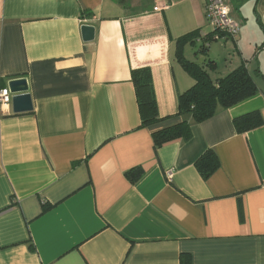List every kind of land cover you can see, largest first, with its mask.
Instances as JSON below:
<instances>
[{"label":"crops","instance_id":"1","mask_svg":"<svg viewBox=\"0 0 264 264\" xmlns=\"http://www.w3.org/2000/svg\"><path fill=\"white\" fill-rule=\"evenodd\" d=\"M207 1L0 0V91L27 79L34 106L0 104V264H264V124L234 126L264 121V0H222L241 33L196 54L215 31ZM194 32L188 60L215 62L214 80L245 65L259 94L156 150L153 134L183 122L178 96L194 80L177 41ZM141 68L161 118L146 128L131 81ZM209 152L219 168L205 180L196 165Z\"/></svg>","mask_w":264,"mask_h":264},{"label":"trees","instance_id":"2","mask_svg":"<svg viewBox=\"0 0 264 264\" xmlns=\"http://www.w3.org/2000/svg\"><path fill=\"white\" fill-rule=\"evenodd\" d=\"M215 30V29H214ZM200 32L183 36L177 41L176 59L183 70L194 80V85L178 96V115L183 122L153 134L154 147L157 150L167 144L192 139V126L200 124L215 116L219 109H230L259 94V87L245 65H242L224 78L214 80L211 73L216 64L209 60L206 65H200L185 57L184 47L197 41ZM217 31L204 37L196 54H208V44L216 39ZM220 39L229 38L220 35ZM232 39V38H231ZM131 81L135 87L137 102L142 120V127H150L161 121L156 94L153 86L152 72L149 68L133 70ZM260 113H250L234 120V126L239 134L263 126ZM205 180L219 168V159L214 152L207 153L196 165ZM143 174V170H133L127 173L128 179L135 183Z\"/></svg>","mask_w":264,"mask_h":264},{"label":"built area","instance_id":"3","mask_svg":"<svg viewBox=\"0 0 264 264\" xmlns=\"http://www.w3.org/2000/svg\"><path fill=\"white\" fill-rule=\"evenodd\" d=\"M161 11V7L155 8V12ZM207 18L210 24L217 31V40H220V35L228 36L232 39H237L241 33V25L237 22L233 16L229 6H227L222 0H208L206 6ZM12 98L9 89L0 91V104L2 106L12 105ZM172 173L168 174V178L171 179Z\"/></svg>","mask_w":264,"mask_h":264},{"label":"water","instance_id":"4","mask_svg":"<svg viewBox=\"0 0 264 264\" xmlns=\"http://www.w3.org/2000/svg\"><path fill=\"white\" fill-rule=\"evenodd\" d=\"M82 34L86 42H92L95 39V28L85 25L82 27ZM8 89L13 96L12 108L14 114H25L34 110L27 79L11 80L8 84Z\"/></svg>","mask_w":264,"mask_h":264}]
</instances>
